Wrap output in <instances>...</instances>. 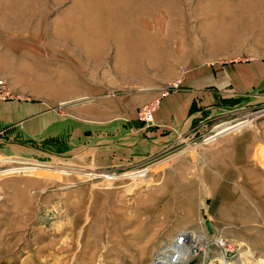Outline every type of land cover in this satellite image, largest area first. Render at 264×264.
<instances>
[{"label":"rangeland","instance_id":"obj_1","mask_svg":"<svg viewBox=\"0 0 264 264\" xmlns=\"http://www.w3.org/2000/svg\"><path fill=\"white\" fill-rule=\"evenodd\" d=\"M0 99V264H264V0H0Z\"/></svg>","mask_w":264,"mask_h":264},{"label":"crops","instance_id":"obj_2","mask_svg":"<svg viewBox=\"0 0 264 264\" xmlns=\"http://www.w3.org/2000/svg\"><path fill=\"white\" fill-rule=\"evenodd\" d=\"M191 102H192V97L188 95H179L172 93L162 98L161 104L157 109V111L155 112L154 121L159 126H165L166 131L168 132L167 133L168 137L166 141L156 138L153 140V144L163 145L165 143H168L169 141L174 140L173 136H176L174 134L178 133L179 131H182V129L184 128L187 122V116L185 114L188 111ZM34 109H35V105L33 103L30 104L27 102H20L14 100L5 101L0 99V123H8L16 119H21V118L23 119L24 117L26 122L30 120H36L34 117L29 116L32 110L34 111ZM180 118L182 119L180 120ZM25 128L26 130L30 128L33 129V126L29 127L26 125Z\"/></svg>","mask_w":264,"mask_h":264},{"label":"bare ground","instance_id":"obj_3","mask_svg":"<svg viewBox=\"0 0 264 264\" xmlns=\"http://www.w3.org/2000/svg\"><path fill=\"white\" fill-rule=\"evenodd\" d=\"M188 232H184L183 236L188 242ZM193 239V235H192ZM196 240V238H195ZM173 242V241H172ZM186 244L178 245V244H173L170 246H165L161 251L158 252V254L155 256V261L154 264H173L174 261L178 258L179 261H184V257L189 254V248L186 249ZM168 245V244H167ZM176 254V258L173 259L174 255ZM184 256V257H183ZM183 257V258H182ZM177 263V262H176ZM226 263V262H225Z\"/></svg>","mask_w":264,"mask_h":264},{"label":"built area","instance_id":"obj_4","mask_svg":"<svg viewBox=\"0 0 264 264\" xmlns=\"http://www.w3.org/2000/svg\"><path fill=\"white\" fill-rule=\"evenodd\" d=\"M159 102H160L159 99H156L155 101L152 102L151 106L146 105V106L142 109V110H143V116L140 115V117H141V118H145V117H149V118H150V117H151V109H153V107L156 106ZM183 234H184V233H181V235L178 236V241H179V242H177V243H175V244H178V245H182V244H184V242H185V238H184ZM181 236H183V237H181ZM183 240H184V241H183Z\"/></svg>","mask_w":264,"mask_h":264},{"label":"water","instance_id":"obj_5","mask_svg":"<svg viewBox=\"0 0 264 264\" xmlns=\"http://www.w3.org/2000/svg\"><path fill=\"white\" fill-rule=\"evenodd\" d=\"M206 225L208 226V228H209V222H208V220H206Z\"/></svg>","mask_w":264,"mask_h":264}]
</instances>
